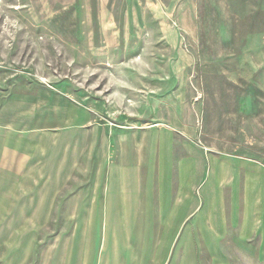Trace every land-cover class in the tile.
<instances>
[{
	"label": "rangeland",
	"instance_id": "1",
	"mask_svg": "<svg viewBox=\"0 0 264 264\" xmlns=\"http://www.w3.org/2000/svg\"><path fill=\"white\" fill-rule=\"evenodd\" d=\"M102 1L97 8V0H0L2 76L38 78L80 103L97 98V125L119 124V109L128 128L170 120L175 143L156 149V158L172 160L178 195L181 163L191 161L200 178L192 190L197 211L186 222L156 213L149 223L156 228L139 230L141 244L129 246L134 256L104 261L103 220L99 227V217L71 211L80 188L70 180L48 200L47 213L34 212L35 195L0 213V264H264V0H112L110 11L123 18L118 26L130 28L126 36L145 40H131L117 56L126 69H78L88 58L74 61L72 32L90 27L96 10L110 12V0ZM44 31L47 38L38 36ZM138 60L144 69L130 65ZM142 97L144 116L132 110ZM156 97L171 107L158 108Z\"/></svg>",
	"mask_w": 264,
	"mask_h": 264
},
{
	"label": "crops",
	"instance_id": "2",
	"mask_svg": "<svg viewBox=\"0 0 264 264\" xmlns=\"http://www.w3.org/2000/svg\"><path fill=\"white\" fill-rule=\"evenodd\" d=\"M97 2L99 8L104 1ZM111 4L112 0L109 11ZM112 12L96 10L94 18L90 17L93 22L90 27L82 23L86 28L80 25L73 30L69 43L75 49L74 61L88 58L76 68L124 69L122 59L117 56L126 51L131 40L133 45L144 42V36L139 40L136 35L126 36L130 28H126V24L119 27L118 20L123 18ZM132 21L131 29L135 30V18ZM48 35L49 32L44 31L38 36L47 38ZM130 65L138 70L145 68V63L139 60ZM175 65L169 64V69H175ZM171 73L174 78L175 72H169V80ZM113 81L121 85L118 78ZM156 83L161 84L160 78ZM170 95L171 91L167 96ZM79 100L60 87H49L38 78L17 74L3 77L0 71V203L2 199L7 202L4 206L0 204V213L14 211L11 201L34 195L40 197L34 212L47 213L52 207L48 200L58 196L66 182L78 181L80 189H75L74 193L78 204L71 211L89 213L91 220L99 217V227L103 220L101 255L104 261L110 256H134L130 247L141 244L139 230L156 228V224H149L150 221L156 223V213L182 214L180 219L186 222L197 211L192 190L200 178L195 175L194 179L191 161L184 160L178 185L183 194L178 195L176 182L170 177L172 160L164 155L156 158V149H169L175 143L170 120L149 125L137 123L128 128L121 123L126 114L119 109V124L97 125L96 118L101 113L96 105L97 98L91 104ZM163 101L156 97V106L159 108L167 103L171 107L169 98ZM144 105V98H137L136 110H132L144 116ZM81 181H88L87 187L81 188ZM86 198L88 201L84 203ZM31 210L22 209L23 212ZM90 224L89 229L93 228ZM164 227L176 229L178 226L168 223ZM88 242L91 246L96 244L91 236ZM92 254L95 255L89 253L86 258Z\"/></svg>",
	"mask_w": 264,
	"mask_h": 264
}]
</instances>
